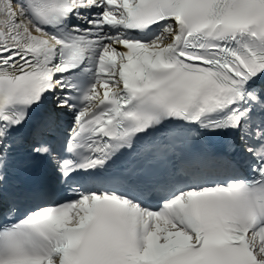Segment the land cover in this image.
Returning <instances> with one entry per match:
<instances>
[{
  "label": "snow or ice",
  "instance_id": "obj_1",
  "mask_svg": "<svg viewBox=\"0 0 264 264\" xmlns=\"http://www.w3.org/2000/svg\"><path fill=\"white\" fill-rule=\"evenodd\" d=\"M0 264H264V0H0Z\"/></svg>",
  "mask_w": 264,
  "mask_h": 264
}]
</instances>
